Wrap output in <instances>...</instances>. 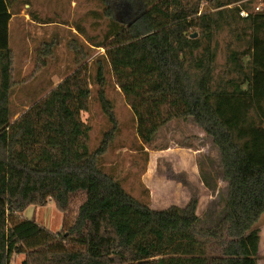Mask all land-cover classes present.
Wrapping results in <instances>:
<instances>
[{"label": "trees", "instance_id": "1", "mask_svg": "<svg viewBox=\"0 0 264 264\" xmlns=\"http://www.w3.org/2000/svg\"><path fill=\"white\" fill-rule=\"evenodd\" d=\"M16 1L0 0V264H11L18 254L24 255L21 264H259L264 0L261 10H247V16H241L248 6L240 0H206L216 15L202 10L203 0H171L166 8L152 6L153 0H104L109 28L104 39L88 41L90 48L107 47L106 53L83 62L87 55L73 38L70 45L83 55L78 68L12 120L8 24L9 14L19 13ZM28 13L41 25L50 23ZM239 20L252 30V41L243 50L228 44L225 68L216 79L212 38L224 24L235 28ZM77 30V37L84 33L81 25ZM111 72L145 142L161 123L185 117H193L212 138L229 188L226 214L215 227L201 225L197 198L153 209L106 171L102 158L120 131L107 92ZM95 87L111 128L91 150L92 126L82 112L90 110ZM81 190L87 199L58 232L23 215L49 199L67 213L72 194Z\"/></svg>", "mask_w": 264, "mask_h": 264}, {"label": "rangeland", "instance_id": "2", "mask_svg": "<svg viewBox=\"0 0 264 264\" xmlns=\"http://www.w3.org/2000/svg\"><path fill=\"white\" fill-rule=\"evenodd\" d=\"M27 1L30 4H26ZM203 1L202 10L216 15V9L209 7L206 0ZM261 1L240 0L239 3L248 6L246 11L255 13L259 11L258 6H263ZM150 2L157 8H166L171 4V0ZM105 7L104 0L15 2L13 8L19 13H10L8 24V44L14 52L12 120L44 98L63 78L78 68L77 61L82 60L83 55L70 45L73 38L78 39L87 55L83 62L91 64L98 55L106 53L107 47L91 45L90 48L89 44L92 43L88 41L89 38L104 39L110 23ZM28 12H35L42 20L50 23L41 25ZM78 25L84 28V33H79V37L76 35ZM234 26L232 28L224 24L221 30L215 31L212 38L217 53L216 79L225 68L228 44L234 43L236 49L243 50L252 41V36L248 34L252 30H245L244 21L239 20ZM46 47H49L47 52L44 51ZM96 91L95 87L90 110L82 112L83 120L92 126L91 150L101 144L105 132L111 128L96 98ZM107 92L115 104L120 131L102 158L106 171L119 177L130 194L148 203L153 209L185 206L191 199L197 198L201 225L215 227L226 214L229 188L224 180L220 152L212 138L193 117H185L161 123L158 132L147 143L139 133L132 105L112 72L109 74ZM163 108L165 110L166 106ZM86 199L87 192L84 190L72 194V206L67 213L61 212L55 201L49 199L39 209L41 224L54 232L66 228ZM34 211L35 206L29 207L25 217L31 216L32 219ZM260 223L264 227V214L258 226ZM23 259V254L15 255L11 264H21Z\"/></svg>", "mask_w": 264, "mask_h": 264}, {"label": "crops", "instance_id": "3", "mask_svg": "<svg viewBox=\"0 0 264 264\" xmlns=\"http://www.w3.org/2000/svg\"><path fill=\"white\" fill-rule=\"evenodd\" d=\"M30 207H34V206H30ZM40 208H41L40 206L39 207L35 206V211H34V215H33L32 219H35L36 221L42 223V219L40 217V212H39ZM27 210L25 212H27ZM25 212L23 213L24 216H25ZM27 217L30 218L31 216H27ZM43 224H45V223H43ZM259 227L261 229V234H260L261 235V240H260V248H259V264H264L262 262V257L264 256V227L261 225V223H260Z\"/></svg>", "mask_w": 264, "mask_h": 264}, {"label": "built area", "instance_id": "4", "mask_svg": "<svg viewBox=\"0 0 264 264\" xmlns=\"http://www.w3.org/2000/svg\"><path fill=\"white\" fill-rule=\"evenodd\" d=\"M261 8H262V6H258V7H257L258 10H261ZM241 14L244 15V16H247V15H248V11H246V10H242V11H241Z\"/></svg>", "mask_w": 264, "mask_h": 264}, {"label": "water", "instance_id": "5", "mask_svg": "<svg viewBox=\"0 0 264 264\" xmlns=\"http://www.w3.org/2000/svg\"><path fill=\"white\" fill-rule=\"evenodd\" d=\"M197 36H198V33L197 32L193 34V37H197Z\"/></svg>", "mask_w": 264, "mask_h": 264}]
</instances>
